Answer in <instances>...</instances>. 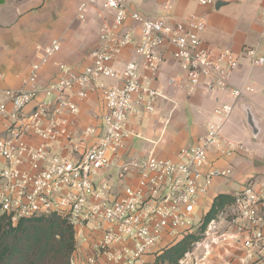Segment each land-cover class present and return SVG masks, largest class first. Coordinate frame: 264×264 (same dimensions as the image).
I'll return each mask as SVG.
<instances>
[{
    "label": "built area",
    "instance_id": "obj_1",
    "mask_svg": "<svg viewBox=\"0 0 264 264\" xmlns=\"http://www.w3.org/2000/svg\"><path fill=\"white\" fill-rule=\"evenodd\" d=\"M92 8L109 12L111 21L99 28L88 65L75 71L54 63L61 77L41 86L42 68L60 50L59 41L52 40L35 48L20 88L0 92V214L12 224L49 215L65 220L75 243L68 264H153L158 254L194 231L193 223L200 225L214 181L231 178L232 166L214 167L210 152L225 160L248 152L221 135L233 103L216 106L204 134L175 159L154 151L139 158L120 156L125 139L139 137L127 129L129 117L153 113L162 97L150 81L163 53L171 50L190 94L228 91L236 101L253 89L230 86L239 58L230 50L213 54L207 49L200 37L202 20L148 19L130 11L126 0H81L76 19L85 20ZM131 45L135 58L116 69L114 62ZM261 49L264 32L260 45L242 50L250 68L264 70ZM142 71L150 78L145 80ZM102 80L117 84L106 87ZM98 88L105 108L98 134L93 128L79 131L78 102ZM255 92L264 95V90ZM92 136L97 141L88 145ZM262 138L264 149V128ZM233 196L235 218L226 246L233 249L235 264H264V182L249 181Z\"/></svg>",
    "mask_w": 264,
    "mask_h": 264
},
{
    "label": "crops",
    "instance_id": "obj_2",
    "mask_svg": "<svg viewBox=\"0 0 264 264\" xmlns=\"http://www.w3.org/2000/svg\"><path fill=\"white\" fill-rule=\"evenodd\" d=\"M80 1L0 0V72L3 75L0 78V92L20 88L30 64L35 61V48L48 44L52 40L59 41L60 50L51 62L42 68L41 86L55 82L61 77V72L54 63L64 64L75 71H80L89 64V53L97 45L98 30L103 24L110 23L111 17L105 10L92 8L85 20L76 19V8ZM212 1L213 4L207 6L200 5L198 0H126V4L130 11L137 12L148 19L170 17L172 23L187 22L190 18L203 20L205 27L200 37L205 46L213 54L221 50H230L239 58L241 66L228 79L230 86L255 88L256 85H260L263 87L264 70L250 68L247 61L242 58V50L244 47L260 45V36L264 32V21H262L264 0ZM218 1L223 5L216 9L215 3ZM99 14L101 17L98 16ZM129 25H131L130 22ZM133 45L125 48L116 59L113 64L116 69H121L126 62L135 58ZM260 51L264 53L262 49ZM142 76L145 80L150 78V74L146 71H142ZM257 76H260L261 81L256 80ZM169 80H173L172 83ZM100 83L106 87L117 84L113 80H102ZM150 84L161 93L162 97L156 99L153 113L140 112L129 117L127 129L139 137L126 138L120 150V156L139 158L154 151L158 157L175 159L180 149L192 147L204 134L216 106L234 103L236 121H228L221 135L242 146L245 145L242 139L245 136L249 139L250 146H244L247 153L237 152L228 160L219 159L215 152H210L209 161L214 167L222 169L232 165L231 177L235 176V182L231 183L229 179L215 180L207 196L209 206L213 197L225 194L220 188L229 186L240 190L243 186L240 184L248 179H243L244 174L249 177L256 174L259 169L264 172V159L255 147L257 142H262L263 131L261 139L254 140L250 136L240 108L241 104L248 105L264 128L263 94L244 92L236 101L228 91L206 94L198 90L190 94L187 92L185 82L181 79L180 70L172 58L170 49L163 53L159 71ZM254 95L258 96V99ZM0 99H3L1 95ZM78 105L80 107L79 131L93 128L98 134L101 117L105 113L100 89L92 91L88 99L78 102ZM136 108L141 111L140 106ZM140 115L150 119V128L146 137H142L139 130L141 123L140 120L137 121V118ZM168 131V139L164 141ZM134 139L144 140L148 147L139 152L136 151L133 146ZM96 141L97 137L92 136L87 139V144L91 145ZM253 159L256 165L252 168L253 170H248L246 166L253 165Z\"/></svg>",
    "mask_w": 264,
    "mask_h": 264
},
{
    "label": "trees",
    "instance_id": "obj_3",
    "mask_svg": "<svg viewBox=\"0 0 264 264\" xmlns=\"http://www.w3.org/2000/svg\"><path fill=\"white\" fill-rule=\"evenodd\" d=\"M234 204L235 197L218 194L202 216L198 230H204L224 204ZM195 232L185 234L179 241L155 257L153 264H177L197 241ZM75 247L73 229L56 215L20 219L15 224L0 214V264H44L60 258L68 264Z\"/></svg>",
    "mask_w": 264,
    "mask_h": 264
},
{
    "label": "rangeland",
    "instance_id": "obj_4",
    "mask_svg": "<svg viewBox=\"0 0 264 264\" xmlns=\"http://www.w3.org/2000/svg\"><path fill=\"white\" fill-rule=\"evenodd\" d=\"M203 21V20H202ZM207 49L212 52L208 47ZM213 53V52H212ZM257 81H261L260 76L256 77ZM260 84V83H259ZM253 92L257 91L258 89L264 90V86L256 85L255 88L252 87ZM256 96V95H254ZM264 97V95H262ZM258 99V96H256ZM1 101V99H0ZM260 101V99H259ZM260 103V102H259ZM140 120V126L139 130L141 131V136L146 137L147 133L149 132V120L145 116H139L137 118V121ZM236 121V111L233 110L231 117L229 121ZM241 123V121H240ZM169 131L167 132V135L164 137V141L168 139ZM243 145L250 146L249 139L247 137H242ZM133 146L136 151H141L143 149H146L148 147V144L144 140H137L134 139ZM243 146V147H244ZM252 146V145H251ZM258 149V154L264 159V153L262 148V142H257V145L255 146ZM254 160V159H253ZM252 160V161H253ZM251 161V160H249ZM255 160L252 162L253 165L249 164L246 166L248 170H253L252 168L255 167ZM259 162V161H258ZM231 165V164H230ZM232 166V165H231ZM3 165L0 164V168H2ZM262 169H259V171L247 177L245 174L242 176L245 180L244 183H241L240 185H245L249 181L264 182V172H261ZM251 172V171H249ZM235 176L231 177L229 181L233 183ZM239 182V181H238ZM230 183V184H231ZM232 185V184H231ZM220 190L223 191V193L232 195L233 192L238 191L239 189H233V187H222ZM209 208V206H208ZM196 220L199 218V216L194 217ZM235 218V208L234 204H224L223 207L218 211L214 218L209 222V224L206 226L204 230H198L199 225L197 223H193V228L195 232L194 236L197 238V241L194 242L191 245V248L185 255L177 262V264H235V253L233 252V249L231 247H227L226 243L229 242V236L231 234V226L232 221ZM228 241V242H225ZM44 264H61L60 258H56L54 262H48L44 261ZM160 264V263H157Z\"/></svg>",
    "mask_w": 264,
    "mask_h": 264
},
{
    "label": "water",
    "instance_id": "obj_5",
    "mask_svg": "<svg viewBox=\"0 0 264 264\" xmlns=\"http://www.w3.org/2000/svg\"><path fill=\"white\" fill-rule=\"evenodd\" d=\"M222 5V2L218 1L215 3V8L218 9ZM240 108L244 117V121L250 131V136L254 140H260L263 131V126L260 120L255 116L253 110L248 105L241 104Z\"/></svg>",
    "mask_w": 264,
    "mask_h": 264
}]
</instances>
